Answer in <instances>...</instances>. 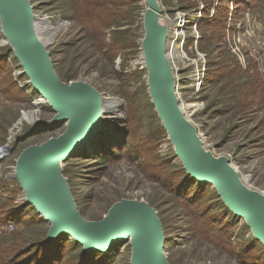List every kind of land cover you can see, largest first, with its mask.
<instances>
[{"label": "rangeland", "instance_id": "obj_1", "mask_svg": "<svg viewBox=\"0 0 264 264\" xmlns=\"http://www.w3.org/2000/svg\"><path fill=\"white\" fill-rule=\"evenodd\" d=\"M158 1L162 15L174 22V37L180 14L186 22L181 34L190 43L182 46L183 40L178 43L173 35L168 39H174L179 51L176 81L181 100L198 106L190 120L204 150L214 158L228 159L245 186L264 192V7L255 0H241L243 4L236 6L234 0ZM221 1L216 11L224 16L220 13L216 20L222 15L224 21L218 28L213 27L214 16L211 26L204 23L197 31L189 26L199 17L201 7ZM29 2L38 18H47L58 29L54 36L51 32L41 37L48 44L60 80L65 84L84 82L120 106L118 115L103 117L89 146L62 164L60 174L82 217L99 223L115 204L143 201L157 212L168 264H264V245L246 221L225 205L213 185H201L189 177L152 104L141 59L144 1H105L108 9L120 12L119 17L105 12L107 21L113 17L120 24L104 30V46L94 32L84 30L83 15L75 11L72 0ZM233 6L236 11L228 9ZM247 16L252 30L247 23L248 27L228 38L226 31H234L235 20ZM12 48L0 23V146L9 139L11 143L7 157L0 162V196L14 200L11 205L20 208L21 214L11 217L24 222L0 214L2 264L8 263L5 257L18 252L12 251L14 245L26 247L19 255L27 257L23 254L28 247L36 253L45 242L54 241L48 240L51 226L32 205L27 206L23 189L12 175L25 149L62 135L67 126V122L48 124L56 113L41 96L31 94L32 84ZM113 50L117 51L114 56ZM203 65L207 75L198 90L195 78ZM39 97L41 105L36 106ZM200 227L217 229L220 235L228 233V241L224 244L213 236H203L197 231ZM61 237L56 239L60 244L58 264H133L131 242L84 257L80 244L66 235Z\"/></svg>", "mask_w": 264, "mask_h": 264}, {"label": "water", "instance_id": "obj_2", "mask_svg": "<svg viewBox=\"0 0 264 264\" xmlns=\"http://www.w3.org/2000/svg\"><path fill=\"white\" fill-rule=\"evenodd\" d=\"M0 6L5 30L21 46L19 54L13 52L24 68L23 74L32 82L34 92L56 113L48 124L67 122L62 135L25 149L12 175L21 185L27 205H32L51 226L48 240L66 235L80 244L84 253H106L118 243L131 242L133 264H168L160 220L147 203L121 201L99 223L82 217L65 180L57 178L52 170V163L58 157L66 161L89 146L102 122L103 101L108 99L84 82L65 84L60 80L48 45L36 37L29 0H0ZM150 6L152 11L159 9L157 0H150ZM145 21L150 31L145 69L149 95L169 140L176 146L177 157L190 177L216 188L225 205L246 221L254 237L264 245V192L245 186L228 159H217L204 151L195 126L181 111L169 64L162 56V29L157 31V22L148 15Z\"/></svg>", "mask_w": 264, "mask_h": 264}, {"label": "trees", "instance_id": "obj_3", "mask_svg": "<svg viewBox=\"0 0 264 264\" xmlns=\"http://www.w3.org/2000/svg\"><path fill=\"white\" fill-rule=\"evenodd\" d=\"M105 1L106 0H72L73 5L75 7V11L76 12L78 11L81 13V15H83L80 22H81V25L84 28V30L87 33L94 32L95 36H97V38L99 40V43L103 46L105 45L104 40H103L104 30L107 29L108 27L117 26L120 24V23H118L120 21L117 19H114L113 17H112L110 22L107 21V17H105V12H107V16L109 14L113 13V14L118 15V17L120 15V12L116 11L115 9H113V10L108 9V5H106ZM255 1L264 7V0H255ZM219 3H220V5L218 7H221L222 1ZM234 3H235V6L243 4V2L241 0H239V1L234 0ZM245 4H249V3L246 2ZM212 6L213 5H209V6L205 7V10L202 13L201 20L198 23V29L204 23L211 26L212 25L211 19L213 18V16H214V20H215L213 27H215V28H218V26H220L222 24V22L224 21V19H222L223 18L222 15H221L220 21L216 20L219 17L220 13L223 14L222 12L218 13L215 10L214 15L211 16ZM113 7L115 8L116 6L114 5ZM218 9H220V8H218ZM223 16H224V14H223ZM208 20H211V21H208ZM223 30H224V28H223ZM188 43H190V42H188ZM191 44H192V40H191ZM112 46L115 47L117 45H116V43H114ZM98 48H99V46H98ZM116 50L111 51L113 56L116 54L115 53V52H117ZM124 96L126 98L130 99L128 93L125 92ZM2 188L3 187L0 186V191ZM13 201H14L13 199H9V198L4 199L3 197L0 196V214L5 216L6 219L11 218V220L14 221V218L11 217L12 214L16 213L17 216H20L21 211L19 210L20 208H13L12 207L11 204ZM27 206H31V205H27ZM14 222H18L19 224H24V222L22 221V219L20 217H18ZM197 229H198L197 231L200 234H202L203 236H206V237L207 236H210V237L213 236L214 239H218L224 244H225V242L228 241V239H227V237L229 236L228 233H225L224 235H220L219 234L220 231H218L217 229H208L207 227H200ZM226 239H227V241H226ZM58 241L59 240H54V241H52V243H49V242L46 243L45 242L43 244V246L36 253H33V252H35L34 249L28 247L27 248L28 251L26 250V253L23 251L24 252L23 255H26L27 257H22L21 255H19L20 250H22L26 247H23L21 245L16 247L14 245V248L12 249V251L13 252L18 251V252L14 253L13 255H8L7 257H5L6 259H8L7 264H16V263H18V264H58L59 263V254H60V252H59L60 244L57 243ZM75 243L77 245H79L77 242H75ZM5 252H6V250H4V253ZM88 255L89 254L83 253L84 257H87ZM2 261H3V258H0V264H2Z\"/></svg>", "mask_w": 264, "mask_h": 264}, {"label": "bare ground", "instance_id": "obj_4", "mask_svg": "<svg viewBox=\"0 0 264 264\" xmlns=\"http://www.w3.org/2000/svg\"><path fill=\"white\" fill-rule=\"evenodd\" d=\"M145 5H146V10L145 13L143 15L144 18H147V15L151 18H153V20L155 22H157V26L155 27V29H157V31H160V28L162 29L163 32V46L161 48L162 50V56L163 58L166 59V62L169 64L170 70H171V75H172V80L174 82L175 85V89H179V85L177 84L176 78H177V74L178 73V66H177V59H178V49L176 48L175 44H174V39H168L170 38L173 33H172V26L174 24V22H171L170 18L168 16H163L162 15V10H161V4L160 2L157 0V5L159 7V9L152 11V8L150 6V0H143ZM34 13V12H33ZM4 16V12H3V8L0 6V23L2 24V29L4 31V36L8 42V44H10L14 51L19 54L20 50H21V46L18 43V41H14L7 33V31L5 30V18ZM177 21V20H176ZM34 27H35V34L37 39H39L40 41H42V43L44 45H48L47 42L45 43L41 37V34H45L49 35L51 32H53V36L55 35L56 31H58V29L53 28V26L50 24V22L48 21L47 18H38L35 14H34ZM143 26H144V37L142 39V45H141V49H142V53H141V59H142V63L146 69V65H148V61L146 58V43H147V39L149 38V33L150 31L148 29H146V21L144 22L143 19ZM175 34V33H174ZM184 36V35H183ZM52 35L49 37L51 38ZM173 38L174 35H173ZM167 40L169 42H167ZM49 41H52V38ZM179 48V47H178ZM48 51V50H47ZM31 82V81H30ZM32 84V82H31ZM177 89L175 90V92L177 93V96L180 94L178 93ZM43 98V97H41ZM44 99V98H43ZM45 101V100H44ZM45 105H47L46 101L44 103ZM119 103H117L115 100H111L108 99L107 101H103L102 104V120L103 117H106L107 115H118V111H119ZM198 106H194V105H187L185 102H183L182 106H181V111L184 114L185 118L189 121L192 122L190 120L191 116L193 115V113H195L197 111ZM193 124V122H192ZM197 132V130H196ZM197 134V138L200 140L202 147H203V142L201 140V138L199 137L198 133ZM169 138V136H168ZM172 146L174 147V149L176 148V146L171 143ZM204 149V147H203ZM205 151V150H204ZM208 152V151H207ZM209 153V152H208ZM209 155L212 156V154L209 153ZM213 157V156H212ZM217 159H222L217 158ZM64 158L62 157H58L54 160V162L52 163V170L54 171V173L57 175V178H62L61 174H60V170L62 168V164L64 163ZM17 171V167L14 168V172ZM239 175V174H238ZM240 177V176H239ZM241 179V177H240ZM242 181V180H241ZM243 183V182H242ZM165 254V253H164Z\"/></svg>", "mask_w": 264, "mask_h": 264}, {"label": "built area", "instance_id": "obj_5", "mask_svg": "<svg viewBox=\"0 0 264 264\" xmlns=\"http://www.w3.org/2000/svg\"><path fill=\"white\" fill-rule=\"evenodd\" d=\"M232 5H233V2L231 3ZM219 6L220 5V3L219 2H217V3H215L213 6H212V9H211V16H213L214 15V12H215V10H216V6ZM228 9H230V10H233L234 9V6L233 7H230V8H228ZM205 10V8L204 7H201L200 8V10H199V17H196V19H194V22H191V23H189V26L190 27H193L194 26V28H195V30L197 31V29H198V23H199V21L201 20V17H202V13H203V11ZM235 11H236V9H234ZM229 15H232V14H229ZM182 15L180 14V16L178 17V19H177V21H176V23H175V31L177 32V34H176V41H178V43H179V41L182 39L183 40V44H182V46H184V44L186 43V40H185V37H183L182 36V34L181 33H183V30H184V28H185V26H186V22H182L183 21V17H181ZM248 16L247 17H245L243 20H246V21H243V20H235V28H234V31H233V29L232 28H230L228 31H226V35H227V37L229 38V37H231L232 35H234V34H238L239 32H241V30L244 28V27H248V24L247 23H250L251 24V21H249L248 20ZM186 19V18H185ZM248 21V22H247ZM252 28H253V25L251 24V26H250V28L249 29H251L252 30ZM245 29V28H244ZM248 29V30H249ZM253 34V33H252ZM197 35H198V37H199V33L197 32ZM194 40H196V43L198 42V38H195ZM194 40H192V42L194 41ZM188 41V40H187ZM189 42V41H188ZM188 42L186 43V44H188ZM175 44V43H174ZM257 47L258 48H261V43L260 42H258V44H257ZM203 60H204V57H203ZM205 64V63H204ZM23 73V72H22ZM205 74H206V67H205V65H203V67H202V69L201 70H199L198 71V74H197V76H196V78H195V80H196V82H195V87L196 88H198V90L200 89V87L203 85V82H204V78H205ZM17 75L18 74H15V77H17ZM177 89V88H176ZM179 89H177V91H178ZM33 91V90H32ZM31 94H33V95H36L37 93H35L34 91H33V93H31ZM178 97H179V99H180V101H181V103L183 104V101L181 100V97L178 95ZM40 102V103H39ZM35 103V105L37 106L38 104H40L41 105V100H40V97L34 102ZM43 105V104H42ZM19 132V131H18ZM10 139L8 140V142L7 143H5L4 145H1L0 146V162H2L6 157H7V155H8V153H9V151H10Z\"/></svg>", "mask_w": 264, "mask_h": 264}]
</instances>
